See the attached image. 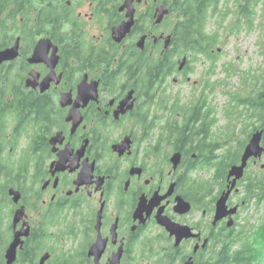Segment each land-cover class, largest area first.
Returning <instances> with one entry per match:
<instances>
[{
    "label": "flooded vegetation",
    "instance_id": "obj_1",
    "mask_svg": "<svg viewBox=\"0 0 264 264\" xmlns=\"http://www.w3.org/2000/svg\"><path fill=\"white\" fill-rule=\"evenodd\" d=\"M200 1L55 0L50 6L53 26L34 45L30 38L37 1L25 3L28 16H18L15 42L5 48L20 39L19 56L0 66L2 75L13 72L22 90L0 91V96L46 95L54 113L39 134L29 130L20 138L19 118L0 112V264H9V249L20 233L11 264H198L238 228L245 206L241 181L227 203L237 213L216 221L218 201L232 184L229 172L214 177L202 168L198 149L172 148L176 138H162L170 125L171 114L163 107L172 98L168 88L190 82L193 65L201 60L211 66L207 75L212 76L222 51L216 47L236 25L227 19L220 27L219 12L210 16L206 32L218 38L208 48L211 54L185 53L191 40L182 33ZM207 2L211 14L217 8L235 13L237 5L245 4ZM119 31L124 35H117ZM41 39H50L59 57L44 93L39 85L28 87L34 73L40 83L52 73L46 64L29 62ZM85 81L98 83V98L78 104L80 115L71 120ZM177 101L174 119L183 125L194 100L184 103L178 96ZM21 147L30 149L28 184L19 188L14 172L16 186L6 190L3 164L16 163L17 169ZM177 155L181 158L176 165ZM262 163L252 160L250 166ZM11 189L21 194L18 204ZM19 211L22 217L14 225ZM164 217L178 226L175 233L160 223Z\"/></svg>",
    "mask_w": 264,
    "mask_h": 264
},
{
    "label": "trees",
    "instance_id": "obj_2",
    "mask_svg": "<svg viewBox=\"0 0 264 264\" xmlns=\"http://www.w3.org/2000/svg\"><path fill=\"white\" fill-rule=\"evenodd\" d=\"M29 0H0V51L6 50L13 42H15L18 26V16L27 17V9H24L25 3ZM37 20L35 31L31 34L30 42L37 43L46 33L45 28L53 26L50 20L54 17L51 14L50 6L55 0H36ZM245 4L237 5L235 13L232 8L219 10L218 8L211 14V4L207 0H201L198 4V14H191L185 24L186 30L182 36H188L191 45L185 53H191L195 57L201 54H211L210 50L214 48L218 42V38L212 32H206V25L210 16L217 17L220 27L229 19L235 22V27L229 35H237L241 31L250 32L254 29V23L257 17V8L262 6L264 9V0H244ZM239 4V3H238ZM264 20V10H263ZM55 24L59 25L55 19ZM225 21V22H224ZM264 28V22H263ZM22 36V34H21ZM28 36V33H23ZM207 44L206 50L204 45ZM167 67V66H165ZM158 67L154 68V74H157ZM153 75L152 72L149 73ZM215 74V66L211 70V75ZM167 72L165 73V78ZM262 79L264 77L262 76ZM249 79L245 78L244 85ZM258 81L253 84L251 92L246 91L245 96L232 95L231 100L233 106L227 113L229 118H234V128L238 129L242 126L243 133L246 135L244 140L237 141V144L231 146L232 138L228 137V148H224L223 140L216 141L213 139L212 127L216 120L212 118L213 109L209 108L208 101L204 99V95L200 99L195 98L192 104L187 106L189 113L184 114L185 123L178 125L175 113L179 107V103L173 102L170 98H166L163 105L165 112H170L168 123L169 128L163 131L162 138H176L178 144H172V148H196L204 157L202 168L211 171L214 177L224 178L226 172L230 168L240 163L243 152L251 138V136L259 131L264 130V83L258 88ZM22 90L14 82L13 72L7 71L4 75L0 73V91L14 92ZM4 96V97H3ZM0 96V112L4 115L9 113L16 115L20 120V138L23 135H29L31 131L39 134L46 127V120L54 113L53 107L50 106L49 98L46 95L38 96H21L13 97L11 95ZM186 109V108H185ZM240 109V110H239ZM230 119V120H231ZM174 143V142H173ZM264 145V138H263ZM30 149L29 147H21L18 168L16 163L9 166L4 162L5 169V188L16 186L13 180L15 172L19 177V188H24L28 184V174L30 165ZM262 165V164H260ZM241 193L245 206L256 204L257 207L264 206V168L249 167L244 179L241 181ZM7 197V196H6ZM243 212V211H242ZM235 229L225 241L214 245L209 258H204L198 264H264V219L258 227L246 228L240 226L239 222Z\"/></svg>",
    "mask_w": 264,
    "mask_h": 264
},
{
    "label": "rangeland",
    "instance_id": "obj_3",
    "mask_svg": "<svg viewBox=\"0 0 264 264\" xmlns=\"http://www.w3.org/2000/svg\"><path fill=\"white\" fill-rule=\"evenodd\" d=\"M263 10L262 6L257 8V17L252 31H244L238 36L227 35L216 47V49L221 48L222 51L215 74L207 75L211 66L201 60L193 65L195 72L190 76V82L181 85L172 84L167 90V95L172 97L170 98L172 101L181 96L184 103L195 98L200 99L204 95L209 108L213 109L212 118L216 120L212 127L213 139L227 141L228 137H231V146L246 137L242 126L238 129L234 128V118L231 119L227 115L233 106L231 96H245L246 91L253 90L256 80L258 88L264 83L262 79V76L264 77ZM208 26V30L211 31L214 22L211 21ZM245 78L249 79L246 85H244ZM205 84H209L212 88H205ZM224 146L225 149L229 147L226 144ZM262 162L264 163V160ZM260 166L262 167L260 164L255 167ZM263 219L264 206L257 207L252 203L241 213L239 224L244 229L258 227Z\"/></svg>",
    "mask_w": 264,
    "mask_h": 264
},
{
    "label": "water",
    "instance_id": "obj_4",
    "mask_svg": "<svg viewBox=\"0 0 264 264\" xmlns=\"http://www.w3.org/2000/svg\"><path fill=\"white\" fill-rule=\"evenodd\" d=\"M124 27H122L123 29ZM117 35H124V31L116 32ZM20 39L16 41L13 47H10L6 50L0 51V66L7 62H12L19 56V50H20ZM54 50L52 55L50 56V53ZM58 48L53 45L52 41L50 39H41L33 53V56L29 60L31 64L39 65V64H46L49 67L52 68V73L49 74L41 83L39 82V74L34 73L33 76L35 78V81L29 80L28 87H38V85L41 87V91L47 92L51 87V81L54 78L55 75V68L58 64L59 57H58ZM186 60L182 61V65H185ZM98 98V83H93L89 85L86 81L83 82L79 86V95L76 100V106L72 110L70 114L71 120H77L78 114L76 113V108L78 107V104L81 105V103L85 102L86 104L91 100H97ZM264 98V95H263ZM130 97L128 98V100ZM67 99H63V105H65ZM69 101V100H68ZM133 106H130V109H132ZM263 138H264V130H259L255 132L252 136L250 141L248 142L243 155L241 157L240 163L232 166L229 170L228 179L229 181H232V184L229 187V190L224 193V195L220 198L217 204V212H216V221H219L227 216H232L237 213V208L229 209L228 208V200L230 196L232 195V192L237 187V184L242 181L246 175V171L249 167V164L252 160L255 161H262L264 157V145H263ZM181 156L177 155L174 158V163L177 165L180 161ZM262 168H264V165H262ZM10 195L13 197L14 203H19L21 200V194L15 189L10 190ZM22 217V212L19 211L15 217L14 225H16ZM160 223L168 228L172 233H175L178 226L172 223L170 220L164 219L160 220ZM231 225V224H230ZM22 233L18 234L16 237L15 242L11 245L9 252H8V260L9 264L14 262L16 258V248L19 243L18 237L21 236ZM180 239L177 241V245L179 244ZM187 264H194L193 262H189Z\"/></svg>",
    "mask_w": 264,
    "mask_h": 264
}]
</instances>
